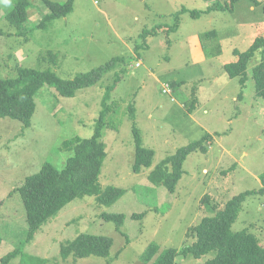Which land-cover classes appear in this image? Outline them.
I'll use <instances>...</instances> for the list:
<instances>
[{"label":"rangeland","instance_id":"1","mask_svg":"<svg viewBox=\"0 0 264 264\" xmlns=\"http://www.w3.org/2000/svg\"><path fill=\"white\" fill-rule=\"evenodd\" d=\"M27 1L17 34L5 18L12 0H0V77L14 78L23 66L72 79L121 60L73 96L44 84L29 127L0 117V264H152L164 249L190 244V227L214 213L212 204L221 208L260 187L264 99L255 95L250 71L259 51L243 83L222 66L264 36V0H51L68 2L70 11L42 27L45 1ZM103 100L106 155L97 177L101 187L123 189L122 196L111 205L76 196L27 239L17 188L44 162L58 167L72 154L60 149L64 140L92 135ZM133 127L141 145L153 150L151 166L137 172ZM199 140L206 151L186 157L173 193L147 181L162 159ZM103 212L124 214L120 230ZM231 228H247L264 246V195L246 197ZM80 233L109 236V255L63 258L62 245ZM211 256L177 255L175 264H202Z\"/></svg>","mask_w":264,"mask_h":264},{"label":"trees","instance_id":"2","mask_svg":"<svg viewBox=\"0 0 264 264\" xmlns=\"http://www.w3.org/2000/svg\"><path fill=\"white\" fill-rule=\"evenodd\" d=\"M44 1L49 13L39 21L40 27L65 16L70 11L68 2ZM12 3V9L5 14V18L9 25L18 31L24 24L30 1L12 0ZM256 4L259 5L260 2ZM2 33L0 28V35ZM256 51H259L260 60L250 71L254 79L255 95L264 99V36L254 38L244 51L235 50V60L224 64L222 69L229 77H238L239 82L243 83L247 78L248 61ZM54 56H51L52 60ZM113 59L115 61L79 73L72 79H62L48 69L37 70L17 66L16 77H0V117H9L20 122L23 128L29 127L36 106L35 96L44 84L54 86L58 95L73 96L77 90L97 83L106 70L115 67L114 65L121 60ZM195 100L192 98L191 107H194ZM102 104L103 109L98 114L100 117L97 118L94 131L89 138L75 136L64 140L60 149L70 151L72 154L58 167L50 162H44L38 172L27 176L23 184L17 188L25 211L27 239H30L39 227L76 196L94 195L99 205H111L122 196L123 189L110 185L101 187L98 182L97 176L106 155L105 144L101 140V128L104 125L101 116L104 111L109 110V105L104 100ZM130 108L133 110L132 107ZM133 131L135 143L133 171L137 172L141 166H151L153 150L144 148L135 127ZM199 150L206 151L205 144L200 140L178 148L174 154L166 156L151 170L147 181L154 185L161 184L167 191L173 193L177 181L182 176L184 160L191 152ZM259 178L261 183L259 188L234 195L221 208L212 204L214 213L203 217L190 227L189 234L194 238L193 241L180 249L174 247L164 249L152 264H175L177 255L200 258L211 252L213 256L204 260L202 264H264V246L260 244L257 236L247 228L238 231H233L231 228L246 197L255 194L264 195V172ZM141 215L142 213L133 214L132 217ZM101 217L113 222L118 230L125 219L122 213L103 212ZM111 246L112 239L109 236L80 233L73 240L68 241L67 245H62L61 255L65 258L71 254L75 259L91 255L107 257ZM15 251L14 249L5 254L4 260H8Z\"/></svg>","mask_w":264,"mask_h":264},{"label":"built area","instance_id":"3","mask_svg":"<svg viewBox=\"0 0 264 264\" xmlns=\"http://www.w3.org/2000/svg\"><path fill=\"white\" fill-rule=\"evenodd\" d=\"M163 89H164L163 90L164 92H168L169 91V88L168 87H164Z\"/></svg>","mask_w":264,"mask_h":264},{"label":"clouds","instance_id":"4","mask_svg":"<svg viewBox=\"0 0 264 264\" xmlns=\"http://www.w3.org/2000/svg\"><path fill=\"white\" fill-rule=\"evenodd\" d=\"M164 88V87H163ZM170 92V91H169Z\"/></svg>","mask_w":264,"mask_h":264}]
</instances>
